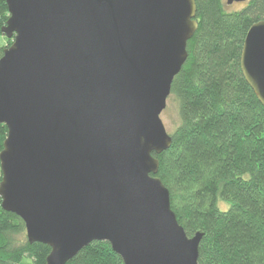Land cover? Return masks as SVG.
Returning a JSON list of instances; mask_svg holds the SVG:
<instances>
[{
    "label": "water",
    "instance_id": "water-1",
    "mask_svg": "<svg viewBox=\"0 0 264 264\" xmlns=\"http://www.w3.org/2000/svg\"><path fill=\"white\" fill-rule=\"evenodd\" d=\"M246 0H226L242 3ZM0 56L1 209L66 264L106 241L122 264H197L156 175L160 117L198 29L195 0H5ZM240 69L264 107V20Z\"/></svg>",
    "mask_w": 264,
    "mask_h": 264
},
{
    "label": "trees",
    "instance_id": "trees-1",
    "mask_svg": "<svg viewBox=\"0 0 264 264\" xmlns=\"http://www.w3.org/2000/svg\"><path fill=\"white\" fill-rule=\"evenodd\" d=\"M242 4L228 10L223 0H195L198 29L169 96L179 122L169 149L154 155L178 223L189 236L203 234L197 264H264V107L239 58L247 30L264 20V0ZM8 17L0 0V35ZM6 132L0 123V150ZM49 253V246L27 241L23 221L2 210L0 199V264H46ZM66 264L122 259L102 240Z\"/></svg>",
    "mask_w": 264,
    "mask_h": 264
},
{
    "label": "rangeland",
    "instance_id": "rangeland-1",
    "mask_svg": "<svg viewBox=\"0 0 264 264\" xmlns=\"http://www.w3.org/2000/svg\"><path fill=\"white\" fill-rule=\"evenodd\" d=\"M223 1L225 2L226 0ZM242 5L243 4L240 2H232L231 5H227V9H238L242 7ZM9 40L12 42L11 38H8L4 35H0V46L6 48L8 46ZM177 110L178 106L176 105V101H174L172 97H168L166 101V107L161 112L160 117L169 135L173 133L174 129L177 127V124L179 122V115H177Z\"/></svg>",
    "mask_w": 264,
    "mask_h": 264
}]
</instances>
